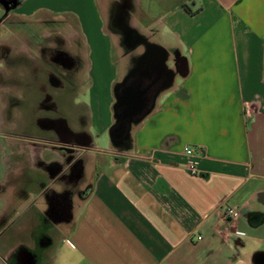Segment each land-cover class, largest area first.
Segmentation results:
<instances>
[{"label": "crops", "instance_id": "0c3cea01", "mask_svg": "<svg viewBox=\"0 0 264 264\" xmlns=\"http://www.w3.org/2000/svg\"><path fill=\"white\" fill-rule=\"evenodd\" d=\"M34 1L19 7L60 9ZM127 1L140 38L123 76L118 33L87 30L64 135L0 129V264H264V0ZM136 74L150 102L119 129L116 89Z\"/></svg>", "mask_w": 264, "mask_h": 264}, {"label": "rangeland", "instance_id": "374dc122", "mask_svg": "<svg viewBox=\"0 0 264 264\" xmlns=\"http://www.w3.org/2000/svg\"><path fill=\"white\" fill-rule=\"evenodd\" d=\"M33 2L37 4L36 1ZM43 2L60 9L41 8L34 14H29L26 8L18 7L14 14L0 22V129L12 137L41 139L47 133L34 125L37 113L32 108V102L28 105V102L24 101V98L29 96L30 89L25 81L26 78L21 77L30 74L31 65L28 57L35 53L31 45L37 42L42 34L51 40L56 35L61 36L70 51L79 54L81 53L78 49L91 42L86 36L84 43L83 38L87 30L93 33L95 42L105 46L109 43L102 26L106 31H111L108 18L112 0L97 2L104 20L99 17L94 0H44ZM135 15V12L129 14L130 22L138 23ZM3 16L4 11L0 7V20ZM84 20L87 24L85 28L80 24L83 23L84 26ZM137 31L141 34L138 28ZM119 40V34H113L111 51L112 58L119 67L118 77H122L123 63L120 57H124L125 52ZM26 46L30 48V52L25 50Z\"/></svg>", "mask_w": 264, "mask_h": 264}, {"label": "flooded vegetation", "instance_id": "af4514ba", "mask_svg": "<svg viewBox=\"0 0 264 264\" xmlns=\"http://www.w3.org/2000/svg\"><path fill=\"white\" fill-rule=\"evenodd\" d=\"M23 1L0 0V7L4 11V16L0 22L14 14ZM129 6L127 0H115L109 9V28L119 34V41L124 49L132 41L139 39L130 25L129 14L132 13L126 14ZM131 11L133 12V8ZM31 48L35 53L28 57L31 65L30 74L21 76L26 78L25 81L30 89L29 96L24 98V101L28 102V105L32 102V108L37 113L34 125L44 132H47L46 129L48 128H55L57 129V136L62 137L65 133V107L68 104V97L78 93L81 87L78 73L83 67L82 56L79 53L71 52L65 40L59 35L51 40L42 34L41 38L31 45ZM157 59L160 57L155 56L152 67L153 73H151L153 93L158 90L160 85L159 70L161 68ZM140 77V74H136L134 77L130 76L117 86L116 93L122 100L118 107L121 114L119 129L124 128L129 120L137 118V114L150 102L149 97L142 99L141 94L139 96L140 101H134V104L130 102V99L132 97L135 99L137 93L140 92L139 85L138 87L135 86L136 81L140 82ZM134 90H137L136 93ZM24 101L22 102L24 103ZM117 131L120 132V130ZM71 134V137L78 138L76 133ZM69 152L72 155L76 154L74 150H69Z\"/></svg>", "mask_w": 264, "mask_h": 264}, {"label": "built area", "instance_id": "2783aa9c", "mask_svg": "<svg viewBox=\"0 0 264 264\" xmlns=\"http://www.w3.org/2000/svg\"><path fill=\"white\" fill-rule=\"evenodd\" d=\"M184 152L189 155H205V152L202 148H195L191 145H186L184 147ZM189 169L193 174H198L199 170L197 169L196 165L191 163L189 164ZM218 212L220 215H222L226 219H236L242 215V210L240 208H236L233 206H230L228 204H221L218 207Z\"/></svg>", "mask_w": 264, "mask_h": 264}, {"label": "water", "instance_id": "95a60500", "mask_svg": "<svg viewBox=\"0 0 264 264\" xmlns=\"http://www.w3.org/2000/svg\"><path fill=\"white\" fill-rule=\"evenodd\" d=\"M128 13H129V10L127 9V11H126V14L128 15ZM126 15V16H127ZM132 31L134 32V34L135 35H137L138 36V38H140V35H138V33L135 31V29H133L132 28ZM140 92L139 93H137V95H136V97H135V99H133V97L130 99V102H131V104H134V101H140ZM118 96V95H117ZM118 98V102H117V104H116V106H115V112H116V117H117V119L118 120H120V118H121V114H120V112L118 111V107H119V105L122 103V100H121V98L118 96L117 97ZM62 149H64V150H73V148H70L69 146H62Z\"/></svg>", "mask_w": 264, "mask_h": 264}]
</instances>
